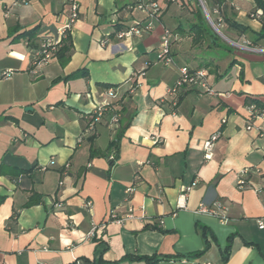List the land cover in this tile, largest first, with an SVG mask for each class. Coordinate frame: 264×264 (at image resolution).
I'll list each match as a JSON object with an SVG mask.
<instances>
[{
  "label": "crops",
  "instance_id": "obj_1",
  "mask_svg": "<svg viewBox=\"0 0 264 264\" xmlns=\"http://www.w3.org/2000/svg\"><path fill=\"white\" fill-rule=\"evenodd\" d=\"M156 1L150 19L135 0H77L69 61L52 58L33 73V49L19 34L37 27L36 43L56 36L67 2L0 0V74L13 72L0 78V264H144L127 257L152 254L166 256L159 264H264V119L245 128L248 103L264 105L263 25L251 15L260 9L254 0H221V14L249 30L229 29L218 11L224 37L208 46L176 31L191 20L187 7ZM145 21L152 29L123 47L115 32ZM166 29L168 66L156 62ZM181 65L206 68L214 93L169 95ZM104 85L116 88L120 118L131 117L112 166L104 156L115 135L109 113L84 131L94 102L115 101ZM218 129L205 157L203 141ZM29 195L39 201L24 206ZM214 202L225 222L197 211ZM197 224L207 228L205 249Z\"/></svg>",
  "mask_w": 264,
  "mask_h": 264
},
{
  "label": "built area",
  "instance_id": "obj_2",
  "mask_svg": "<svg viewBox=\"0 0 264 264\" xmlns=\"http://www.w3.org/2000/svg\"><path fill=\"white\" fill-rule=\"evenodd\" d=\"M173 1V0H171ZM68 5V12L65 21L57 28L56 36L45 35L40 37L38 46L32 51V72L37 73L38 69L42 66L46 65L50 59L53 58L54 52L61 45L63 39L70 36V32L74 22L78 19V2L77 0H66ZM200 3L204 6L203 0H200ZM135 6L141 10H144L147 14L148 18H157L159 12V4L156 0H135ZM205 7V6H204ZM206 17L210 19L208 12L206 11ZM218 9L214 8L213 13H217ZM258 14L261 13V10L257 11ZM211 20V19H210ZM152 29V22H136L129 27L117 30L115 32L116 38L122 40L123 47H127L125 45V41L130 39L134 35H141L142 33H147ZM169 35L170 32L166 29L162 34L161 43L156 55V62L161 63L164 66H168L172 64L173 60L170 53V43H169ZM12 70H5L1 72V79H8L12 75ZM208 70L204 67L191 68L186 65H181L178 67V78L168 90V94L171 96H175L176 91L183 87H190L196 90H200L203 92L214 93L207 81ZM264 79V77H263ZM107 96L115 100L114 102L108 103H100L94 102L92 109L88 114H86V127L84 129L87 133H93L95 130L96 124L103 118L104 114L109 113L108 124L112 129L116 130L119 119H120V107L117 100V92L115 87L106 88ZM89 97V94L86 95ZM175 99V98H174ZM172 104H175V100H173ZM250 118L248 119V123L246 124V129H251L253 127L252 120L255 118L264 119V114H258V109L254 104L249 106ZM224 120H221L223 122ZM221 130L218 129L214 131L206 140L203 141L202 149L204 151V156H210L215 142L220 138ZM264 148V145H263ZM112 158V155L109 156ZM242 173H246L244 170ZM238 185L243 186L245 184V180L243 178H238ZM264 188V181L261 185ZM188 189L186 188L177 198L176 206L184 207V201L186 197V193ZM90 202H87L89 205ZM197 211L200 213L211 214L214 215L223 222H225L226 218L222 211V206L220 202H214L211 205H207L204 203H200ZM114 217V216H112ZM258 226L260 228L263 227L261 221H258Z\"/></svg>",
  "mask_w": 264,
  "mask_h": 264
},
{
  "label": "trees",
  "instance_id": "obj_3",
  "mask_svg": "<svg viewBox=\"0 0 264 264\" xmlns=\"http://www.w3.org/2000/svg\"><path fill=\"white\" fill-rule=\"evenodd\" d=\"M165 1L166 2H178L181 5L189 9V12L191 13V20L186 24V27H183V25L179 23L176 28V31L180 34H188L192 39V44H201L203 41H207V45L211 46V45H216L218 42H221V38L216 34V32H214L210 24L207 22L198 0H173V1L165 0ZM254 1H255L256 8L260 9L261 13L258 14L257 12H253L251 15L254 17H257L262 22V25H263L262 32L259 35L260 37H264V0H254ZM203 3H204L206 11L208 12L210 16L212 23L218 26L220 23V18H218V16L213 15V8L216 7L217 9H219L221 0H203ZM218 11H220V16L222 18V21L226 23L229 29L235 30L238 33H244L249 30L247 26L239 24L235 22L234 20L225 17L223 14H221V10H218ZM36 32H37V27H34L30 30H26L22 32L21 34H19V37H25L30 47L32 49H35L38 46V43H36L35 41ZM226 48L227 50L230 49L228 46ZM71 51H72V42H71V37L68 36L65 39H63L61 45L54 52L53 58H56L59 61L60 65H65L70 59ZM73 75L74 74L65 76L64 79H68L69 77H72ZM104 87L108 88V87H114V86L104 85ZM251 104H254L256 106V108L258 109V114H264V105H261L253 101V103H248V106H250ZM176 105H177V99L173 107H175ZM130 118L131 117H128L125 120H123V118L119 119L118 126L115 130L114 138L110 141L108 148L104 151V156L108 159L110 166L113 165V160L115 159V155L118 150L119 139L121 138L125 129L127 128ZM92 155H93V152L90 151V156ZM110 155H112V158H109ZM2 198L3 197H0V201L2 200ZM38 201H39L38 197H35L34 195H29L26 202L24 203V206L33 205L37 203ZM196 227H198V229H201V235L204 238V249H205L208 246V241L206 240L207 228L199 224H197ZM231 239H232V236L229 235L227 237L225 248L222 251V262H225L229 256V251L231 247ZM201 252H203V250L196 252L195 254H199ZM163 257H166V256H163ZM163 257L159 258L155 254H152V255H142V256L131 255V256H128L127 258L129 260L143 261L144 264H159V261L163 259ZM98 262L100 264H105L100 259H98Z\"/></svg>",
  "mask_w": 264,
  "mask_h": 264
},
{
  "label": "water",
  "instance_id": "obj_4",
  "mask_svg": "<svg viewBox=\"0 0 264 264\" xmlns=\"http://www.w3.org/2000/svg\"><path fill=\"white\" fill-rule=\"evenodd\" d=\"M198 2H199L200 6H201V8H202V11H203V13H204V16H205L206 20L208 21V23L210 24V26L212 27V29H213V30H214L219 36L224 37V36L222 35V33L219 31V29L217 28V26L214 25V24L212 23V21H211L209 18L206 17L205 7L200 3V0H198Z\"/></svg>",
  "mask_w": 264,
  "mask_h": 264
},
{
  "label": "rangeland",
  "instance_id": "obj_5",
  "mask_svg": "<svg viewBox=\"0 0 264 264\" xmlns=\"http://www.w3.org/2000/svg\"><path fill=\"white\" fill-rule=\"evenodd\" d=\"M176 3H178V2H176ZM180 4V3H179ZM208 22V21H207ZM217 28H219L220 30H221V27H217ZM223 33V32H222Z\"/></svg>",
  "mask_w": 264,
  "mask_h": 264
}]
</instances>
